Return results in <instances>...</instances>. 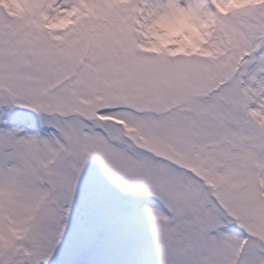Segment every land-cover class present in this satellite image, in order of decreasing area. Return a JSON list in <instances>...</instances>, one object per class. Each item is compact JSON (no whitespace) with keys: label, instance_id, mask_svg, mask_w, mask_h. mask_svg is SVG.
Listing matches in <instances>:
<instances>
[{"label":"snow or ice","instance_id":"snow-or-ice-1","mask_svg":"<svg viewBox=\"0 0 264 264\" xmlns=\"http://www.w3.org/2000/svg\"><path fill=\"white\" fill-rule=\"evenodd\" d=\"M0 264H264V0H0Z\"/></svg>","mask_w":264,"mask_h":264}]
</instances>
